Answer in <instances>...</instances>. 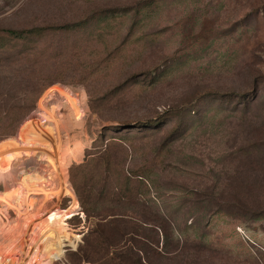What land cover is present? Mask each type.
I'll return each mask as SVG.
<instances>
[{
  "label": "rangeland",
  "instance_id": "1",
  "mask_svg": "<svg viewBox=\"0 0 264 264\" xmlns=\"http://www.w3.org/2000/svg\"><path fill=\"white\" fill-rule=\"evenodd\" d=\"M64 88L86 96L84 157L18 190L8 218L0 205V264H106L119 247L133 264H264V0H0V106L22 108H0L17 130L0 161L31 163L52 128L35 132L68 121ZM27 217L33 248L11 241Z\"/></svg>",
  "mask_w": 264,
  "mask_h": 264
},
{
  "label": "bare ground",
  "instance_id": "2",
  "mask_svg": "<svg viewBox=\"0 0 264 264\" xmlns=\"http://www.w3.org/2000/svg\"><path fill=\"white\" fill-rule=\"evenodd\" d=\"M80 99L81 102L76 104L73 95L66 88L55 93L53 100L68 111L69 119L63 121L61 118L35 132L37 137L47 131L48 128H52L49 135H45L37 141V148L25 151V155L30 157L31 163H24L19 167L9 165L11 160L22 157V154L17 151L10 153L0 161V176L2 178L0 183H3L6 187L4 191L0 192V205L3 206V210L0 209V211L8 212L15 205V193L18 190L35 186L51 173L82 160L84 157V144L78 140L72 143L75 136L72 134H77L84 129L87 116L88 107L84 93L80 96ZM63 136L64 140L62 139ZM10 176L18 178L15 181H9L8 177Z\"/></svg>",
  "mask_w": 264,
  "mask_h": 264
},
{
  "label": "trees",
  "instance_id": "3",
  "mask_svg": "<svg viewBox=\"0 0 264 264\" xmlns=\"http://www.w3.org/2000/svg\"><path fill=\"white\" fill-rule=\"evenodd\" d=\"M38 30H31L27 33H30V34H33L35 32H37ZM6 33H8L9 35H12L16 38H23L24 37V34L25 32H18V31H14V30H8L6 31ZM0 108H4V112L7 115L9 114H13V115H17L16 112H18L19 110H21L22 108L19 107V106H11V107H5V106H0ZM18 117L17 118H13L11 120V123L12 124H15L17 123ZM4 120V119H3ZM22 121V120H21ZM20 121V122H21ZM19 122V124H20ZM10 123V125H11ZM18 124V126H19ZM15 126H10V128L8 126L6 127H2V130L0 129V139L1 138H4L5 136L7 135H15L16 134V131H15ZM18 128V127H17ZM15 131V132H14ZM68 169L64 170V171H61L59 172L54 178H53V181L57 184H60L61 187H62V190L61 191H56V192H52L50 194H48L46 197H44L43 199H41L38 203L39 205H41V203L45 200V198H47L49 195H57V194H60L64 191V188H65V185H66V182L68 180ZM16 210V209H14ZM17 211V210H16ZM5 218H8V212H6L5 214H3ZM22 222L20 223V225H16V223H12L10 222L9 225L11 227V235H12V244L13 243H17V242H20L19 244H26V245H29V248L34 246L35 244V234H34V228H33V220L29 222L28 220V217L26 218V220L29 222V223H23V218L21 219ZM118 225V223H117ZM18 226V227H17ZM116 226V225H115ZM116 227H119V226H116ZM163 233L165 230H162ZM102 235L104 234V231L100 232ZM2 234H5V233H2ZM118 234L120 236L122 235H125L124 233V230H121L119 229L118 230ZM117 248V246H116ZM137 254V253H136ZM133 255L135 256V252L133 251V249H129V248H126V247H119L118 250L116 249V257L113 259V261L115 262H108L106 264H129L132 262V264L134 263V261L132 260L133 258ZM132 260V261H131ZM138 264H141V261L138 262Z\"/></svg>",
  "mask_w": 264,
  "mask_h": 264
}]
</instances>
